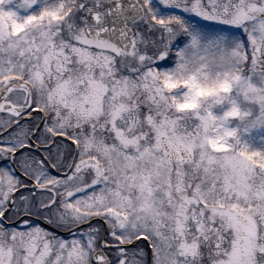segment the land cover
Instances as JSON below:
<instances>
[{
	"label": "snow or ice",
	"instance_id": "6c2138e0",
	"mask_svg": "<svg viewBox=\"0 0 264 264\" xmlns=\"http://www.w3.org/2000/svg\"><path fill=\"white\" fill-rule=\"evenodd\" d=\"M0 264H264V0H0Z\"/></svg>",
	"mask_w": 264,
	"mask_h": 264
}]
</instances>
